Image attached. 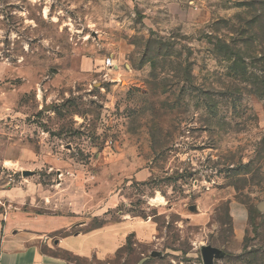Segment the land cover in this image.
Returning <instances> with one entry per match:
<instances>
[{
	"label": "rangeland",
	"instance_id": "obj_1",
	"mask_svg": "<svg viewBox=\"0 0 264 264\" xmlns=\"http://www.w3.org/2000/svg\"><path fill=\"white\" fill-rule=\"evenodd\" d=\"M263 67L264 0H0V188L76 213L72 234L154 225L103 261L54 253L70 264H264Z\"/></svg>",
	"mask_w": 264,
	"mask_h": 264
},
{
	"label": "crops",
	"instance_id": "obj_2",
	"mask_svg": "<svg viewBox=\"0 0 264 264\" xmlns=\"http://www.w3.org/2000/svg\"><path fill=\"white\" fill-rule=\"evenodd\" d=\"M31 157L32 166L37 168L45 167L48 162L36 153ZM33 189L0 188V264H70L54 254L60 252L74 258L94 257L103 261L116 253L129 236L143 242L152 239L154 225L138 218L72 234L71 230L82 222L76 213L37 214L23 208L26 196ZM240 216L239 222H246V214Z\"/></svg>",
	"mask_w": 264,
	"mask_h": 264
},
{
	"label": "trees",
	"instance_id": "obj_3",
	"mask_svg": "<svg viewBox=\"0 0 264 264\" xmlns=\"http://www.w3.org/2000/svg\"><path fill=\"white\" fill-rule=\"evenodd\" d=\"M216 53L218 55L220 53L221 54H228L230 56L229 57L230 60H232V63H233L231 68H230L231 72L234 73L233 71H236L237 73L240 74V75H237L234 73V75L237 79H239L241 77L242 80L249 82V79L251 78V73L248 75L250 77H248L247 73H246V69H245L246 64L244 63V61L242 60V57L240 56V50H237L234 52L232 49H230L229 46H226V44L221 43V44L216 45ZM221 54L219 56H221ZM252 79H253V81L248 83V85L251 88V93L256 95L259 98L264 99V67H263V71H262L261 76L259 78L253 76ZM152 183H153V181L146 182V183H137L135 185L146 186V185H150V184L152 185ZM119 211H121V207H120ZM134 217H139V215H135ZM141 218L146 219V216H142ZM101 226H99L97 228H100ZM97 228H94V229H97ZM94 229H92V230H94ZM243 250H245V246L243 247Z\"/></svg>",
	"mask_w": 264,
	"mask_h": 264
},
{
	"label": "water",
	"instance_id": "obj_4",
	"mask_svg": "<svg viewBox=\"0 0 264 264\" xmlns=\"http://www.w3.org/2000/svg\"><path fill=\"white\" fill-rule=\"evenodd\" d=\"M29 174V172H23V176H28ZM200 255L203 264H214V260L223 258L225 253L211 246H202L200 248ZM154 256L157 255L154 254Z\"/></svg>",
	"mask_w": 264,
	"mask_h": 264
},
{
	"label": "built area",
	"instance_id": "obj_5",
	"mask_svg": "<svg viewBox=\"0 0 264 264\" xmlns=\"http://www.w3.org/2000/svg\"><path fill=\"white\" fill-rule=\"evenodd\" d=\"M104 65H105V66H110V65H111V61H110V59H106Z\"/></svg>",
	"mask_w": 264,
	"mask_h": 264
}]
</instances>
